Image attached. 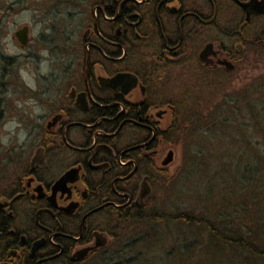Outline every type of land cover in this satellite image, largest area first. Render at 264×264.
Returning a JSON list of instances; mask_svg holds the SVG:
<instances>
[{"label": "flooded vegetation", "instance_id": "flooded-vegetation-1", "mask_svg": "<svg viewBox=\"0 0 264 264\" xmlns=\"http://www.w3.org/2000/svg\"><path fill=\"white\" fill-rule=\"evenodd\" d=\"M65 3L80 13L77 49L65 35L66 83L28 117L33 154L1 164L0 264L99 261L119 222L144 215L162 185L166 134L188 92L264 48V0ZM185 76L195 84L172 97Z\"/></svg>", "mask_w": 264, "mask_h": 264}, {"label": "rangeland", "instance_id": "rangeland-1", "mask_svg": "<svg viewBox=\"0 0 264 264\" xmlns=\"http://www.w3.org/2000/svg\"><path fill=\"white\" fill-rule=\"evenodd\" d=\"M56 1L0 0V179L2 163L8 165L9 159L17 160L33 154L28 133L32 126L28 117L31 119L43 114L41 103L48 100L51 91L62 89L66 83L62 70L64 57L69 56L66 55V34H71L70 46L77 49L79 10L65 3L68 0L60 5ZM24 26L27 27L29 44L22 48L14 33ZM219 77L220 73H213L211 88L188 92L192 101L181 107L183 114L186 109L188 117L179 122L185 127V134L183 137L179 135L178 145L166 143L160 160L166 157L168 151L173 152V159L165 166L163 184L156 186L146 201L144 215L182 213L192 218H208L222 211L229 226L234 229L239 227L238 230L249 228L256 218V224L261 222H258L260 213L250 204L252 200L260 202L264 199V188L256 179L250 184L238 178L237 170H240L241 164L238 153L242 149L243 138L234 132L222 133V125L218 124L227 116L228 106L237 103L246 94L255 102L260 101L258 110L263 105L264 100L255 89L264 84V48L249 50L240 67L223 78ZM179 81L182 84L171 89L172 97L179 92L185 95V88L195 84L186 76ZM260 111L257 122L247 113L239 119L247 129L244 134L253 138V146L257 149L261 140L258 122L264 118ZM208 126L213 128L212 133L206 131ZM218 158L220 160L215 162ZM215 163L218 165L215 166ZM147 234L148 238L139 244V238ZM154 234V241H149ZM205 239L204 227L193 224H176L161 219L152 227L149 224L129 225L117 241L108 240L99 261L89 264H172L179 256L177 249L182 243L196 245L192 247L185 264H210V249L201 251L203 248H199L205 247ZM134 243L135 247H132ZM172 252V256L167 257ZM219 256L217 261L221 259ZM217 261L212 264H220ZM221 262L231 264L225 258Z\"/></svg>", "mask_w": 264, "mask_h": 264}, {"label": "trees", "instance_id": "trees-1", "mask_svg": "<svg viewBox=\"0 0 264 264\" xmlns=\"http://www.w3.org/2000/svg\"><path fill=\"white\" fill-rule=\"evenodd\" d=\"M256 89L255 92L258 93V95L261 96L264 100V84L262 83ZM237 100H239V97L237 98ZM255 101L256 100H254L253 98H249L248 94H246L245 97H240V101L228 106L229 111L227 113V116L219 120L218 126L222 125V133L227 131L231 133L234 132L235 134L241 135L243 138V145H241L242 149L240 152L238 151V154L240 155L239 160L241 163L239 164L240 170H237L238 178L241 179V182L244 180L250 184L256 179L257 182L261 183L260 187L264 188V118L260 120L261 123L260 121L258 122L260 125L259 134L261 137L258 149L257 147L253 146V144H255L252 140L253 138L250 135L246 136L244 134L247 129L242 125L240 121L242 119V114L245 113L250 115L253 120H255V122H257V117L261 113V111L259 112V110H262V113L264 114V103L260 106L261 109L259 108L258 110V105H260V101ZM186 114L188 113L185 109L184 114L183 112H181V119H183V117H188ZM229 119H231V122H229L228 124L227 122ZM212 126H214L213 123ZM210 128L208 126L206 128V131L212 133L213 128ZM252 129H254V124L252 125ZM172 130L173 131L170 132L171 136L169 132L166 134V140L168 142L170 141L171 143H175L178 141V135H182L183 137V135L185 134V127L182 123L179 122L173 124ZM255 130L258 131L257 129ZM187 137L189 136H186V138ZM233 153L237 154L235 152ZM217 155H219V153H217ZM219 160L220 158H218L215 162ZM216 165L218 164L215 163V166ZM165 176L166 171L164 172V178ZM162 182H164V179ZM250 205L253 206L256 212L260 213L259 216L261 217L258 222H261L256 224L255 222L258 220L256 218L253 222L254 224H252V226H249V228L245 230H238L240 229L239 227L237 229L231 228L229 226L230 224L227 222L226 215L223 214L222 211L216 212L212 215V217L208 218H203L202 216H200L199 218H192L191 216L182 213L172 214L168 216L134 215L132 218H127L126 220L123 219L122 222H119L120 224L117 228V231L114 232L113 240L117 241L118 236L123 235L129 225L137 226L139 224H149L150 227H152L153 224H157L161 221V219H165L171 220L176 224H188L191 226L193 224L198 227H204V229L206 230L205 247L200 246L199 248H203V250L201 251L210 249L208 251V256H211L208 260L210 264L215 263V261H217V257L219 256V254L222 255L219 256V258H221L220 261H217V263L220 264L222 263L221 260L224 258L231 264H264V199H261L260 202H257V199L252 200ZM240 208L241 210H243V207L240 206ZM122 225L123 228H121ZM148 236L149 235L147 234L144 236V238H139V241L137 242L143 243V241H145ZM154 237H156L155 234L153 237H151L149 241H154ZM135 244L136 243L132 244V247H135ZM195 246V244L191 243H182L181 247L177 249L179 256L176 257L174 253L176 259L172 264H185L187 258L189 257V253L192 251V247ZM172 254L173 252L171 254H168L167 257H171Z\"/></svg>", "mask_w": 264, "mask_h": 264}, {"label": "water", "instance_id": "water-1", "mask_svg": "<svg viewBox=\"0 0 264 264\" xmlns=\"http://www.w3.org/2000/svg\"><path fill=\"white\" fill-rule=\"evenodd\" d=\"M14 36L15 38L17 39V41L19 42L20 46L23 48L27 45V27L24 26L22 29L20 30H17L15 33H14ZM119 76L121 75H118L112 79H108L107 80V84L110 85L112 82H114L117 78H119ZM35 159V158H34ZM173 159V156H172V153H168L164 159V161L162 162L163 165H168ZM149 194V188L146 184H143L141 186V190H140V193H139V199L142 200L143 198H145V196H147Z\"/></svg>", "mask_w": 264, "mask_h": 264}]
</instances>
